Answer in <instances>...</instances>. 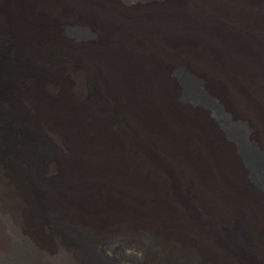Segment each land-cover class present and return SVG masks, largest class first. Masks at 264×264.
Segmentation results:
<instances>
[{
    "label": "bare ground",
    "instance_id": "bare-ground-1",
    "mask_svg": "<svg viewBox=\"0 0 264 264\" xmlns=\"http://www.w3.org/2000/svg\"><path fill=\"white\" fill-rule=\"evenodd\" d=\"M1 32L0 116L20 134L0 126V264H75L60 224L126 233L149 261L138 234L199 264H264V188L207 106L264 161V0H0Z\"/></svg>",
    "mask_w": 264,
    "mask_h": 264
},
{
    "label": "rangeland",
    "instance_id": "rangeland-1",
    "mask_svg": "<svg viewBox=\"0 0 264 264\" xmlns=\"http://www.w3.org/2000/svg\"><path fill=\"white\" fill-rule=\"evenodd\" d=\"M66 29H68V28H66ZM65 32H68V34L72 37L78 36V37L84 38L87 35V31L84 30L83 28H81V29L80 28H76V29L70 28V29L66 30ZM89 37H90V35H89ZM75 38H77V37H75ZM8 44L9 43H8V39L6 38V35L3 32H1L0 33V48L3 46L7 47ZM14 63H15V60H13L11 58H9V59L6 57L0 58V67H1L2 71L6 70L9 72L10 69L12 70L15 67V66H13ZM17 66H18V68L20 67L19 69L17 68L18 70L25 69V65L22 63H19ZM176 69L177 70H175V73L174 72L173 73L175 74V77L179 81H181V83L184 85V87L186 89L185 93L182 95V98L185 99L189 96L188 90H189V87L192 86L191 85L192 78L190 77V74L185 69H182V68H176ZM14 70H16V69H14ZM87 87H90V86H87ZM211 102H210V104H208L209 100L204 98V103L208 104L207 106H210L209 108H211L213 110L214 115L216 116V118L220 122L219 124H221V126H223V128H225L227 133L232 138H234L236 140V142L238 143L239 148H240L243 156L245 157L248 166L251 169L252 178L259 185H261L264 188V161L262 158L263 154L260 152V150L257 146L252 145V144L247 142V140H246V133H247L246 128H244L242 126H239V127L231 126L226 121V118L224 119L222 117V115L220 114L221 112L219 110H217L216 107L214 108L215 104L212 102L213 103V105H212ZM2 119L3 118L0 116V121ZM0 124H1L0 125L1 127H6V128L8 127L6 125H9L10 130L14 132V134H13L14 137L15 138L17 136L19 137L20 133L16 132V130L18 128V124L14 118H12V119L7 118L6 120L3 119L0 122ZM121 126L122 127L124 126V122H121ZM19 130H21L20 122H19ZM14 140H17V139H14ZM37 144H38L41 152H45L46 145L44 144V142H42L43 145L40 143H37ZM40 150H39V153H40ZM7 155H5L6 156L5 158L10 163H12L13 158L10 155H8V156ZM0 156H1V154H0ZM0 159L5 164L8 163L7 165H10L9 162L6 159H4L2 156L0 157ZM27 175L30 177L29 174H27ZM244 225L245 224L243 221H241V220L236 221L234 223V225L232 226V228L230 229V231L228 232V236L232 239H235V236L237 234L243 232ZM60 226L62 228H66V230L68 231V236H70V239L74 242V245L77 247V250L79 251L78 252L79 253L78 258H80L81 260L77 259L74 262L75 264H167V263L168 264H199L198 261L196 260V257L193 256V254L189 250H184V249H180V248L173 247V246L169 247L167 252L163 253V255H162L161 254L162 252L156 248L157 246L154 243V241L152 240V238L145 233L138 234V236H135V237L140 239L143 243H145V245L148 248V251H150L151 253H155V259H152V261H149V259L142 258L140 254H136V253L132 252L131 250H129V244H128L129 238H128L126 233H122V232L118 233V232H114L112 230L106 229L104 231L101 230L99 232L97 231V233H94V235L98 234V236L91 235L90 233H88L84 230H82L81 232L78 233V235H76L75 232L70 231V229H68V227H66L65 225L60 224ZM59 229L61 230L60 227H59ZM93 238H96V239H93ZM92 244H94V245H92ZM96 244H97V246L95 247ZM85 245H87V246H85ZM85 247H86V249H85ZM92 250L95 251V253L90 254L89 251H92ZM169 250H171V251H169ZM168 251H169V254H168ZM80 254H81V256H80ZM83 256H86V257H83ZM84 258L88 261H86ZM78 260H80V261H78Z\"/></svg>",
    "mask_w": 264,
    "mask_h": 264
}]
</instances>
